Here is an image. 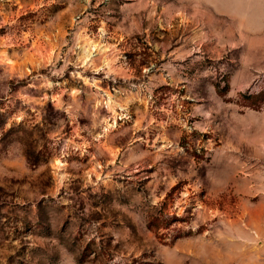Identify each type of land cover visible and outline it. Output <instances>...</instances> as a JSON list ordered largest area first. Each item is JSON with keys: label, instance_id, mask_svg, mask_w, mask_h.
<instances>
[{"label": "rangeland", "instance_id": "1", "mask_svg": "<svg viewBox=\"0 0 264 264\" xmlns=\"http://www.w3.org/2000/svg\"><path fill=\"white\" fill-rule=\"evenodd\" d=\"M0 264H264V0H0Z\"/></svg>", "mask_w": 264, "mask_h": 264}]
</instances>
